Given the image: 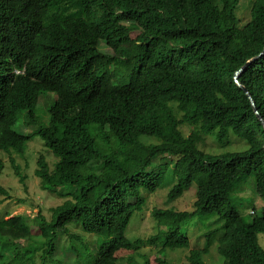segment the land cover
I'll return each instance as SVG.
<instances>
[{"label":"trees","instance_id":"1","mask_svg":"<svg viewBox=\"0 0 264 264\" xmlns=\"http://www.w3.org/2000/svg\"><path fill=\"white\" fill-rule=\"evenodd\" d=\"M239 2L0 0V152L23 154L41 136L58 159L51 167L40 154L36 174L64 199L50 219L4 209L0 264L53 263L57 231L71 225L81 230L68 233L78 257L82 234L103 239L84 264H122L145 244L157 252L133 264H170L166 249L191 246L188 229L212 216L223 223L191 248L188 264H217L207 259L213 244L220 264H264V206L247 221L235 204L249 184L264 198V0H253L244 26ZM102 39L111 54L99 50ZM42 92L56 98L38 123ZM23 112L38 125L32 133L14 128ZM233 134L246 147H202L209 135L225 147ZM168 175L172 200L196 184L195 208L156 207L159 230L132 239L131 221ZM0 196L1 204L12 190L0 183Z\"/></svg>","mask_w":264,"mask_h":264},{"label":"rangeland","instance_id":"2","mask_svg":"<svg viewBox=\"0 0 264 264\" xmlns=\"http://www.w3.org/2000/svg\"><path fill=\"white\" fill-rule=\"evenodd\" d=\"M252 2L253 0H240L236 8V15L239 19L238 23L240 26H244L251 20ZM99 50L105 54H111L113 52L108 43L103 39L100 40ZM40 97L41 100L39 101L35 112L39 118L38 123H43L48 121L49 113L47 111V107L56 98V93L42 92ZM37 126L38 125L35 123L29 125L27 123L26 115L23 112L18 116L14 128L19 132L28 134L34 132ZM185 131L189 132L190 130L185 128ZM41 138V136L36 135L35 138L30 140L23 154H18L14 151L0 152V158H2L4 162V168L0 174V183L5 187H9L13 193V197L11 199L5 198L0 204V215H3L4 209L8 208L12 212L11 215L25 214L31 218L38 215L39 213H43L48 219H50L52 216V207L64 200L56 193H51V191L43 188L41 185V180L36 174V168L38 167L37 160L40 154L45 155L51 164V167H53L56 159H58L51 151L48 150ZM215 138V135H209L208 140L202 144V147L210 152L237 150L246 147L245 143L234 134L231 135L229 143L222 148L219 147L220 145H218ZM12 159L14 161H12ZM15 165L19 166V171L24 176L23 179L21 175L16 173ZM175 182L176 178L173 175H168L163 185H161L156 192L148 195V202L144 210H142L140 213L137 212L138 215L136 214V220L133 219L131 221V225H134L129 231V235L132 239L137 237L148 238L159 230L157 221L152 214V210L156 207H174L176 209L187 210H192L195 208L194 203L197 198L196 184H194L182 197L172 200L169 196V191L172 189ZM236 196H241L239 199H236L235 204L241 209L243 218L247 221H250L253 217L250 212L253 208H255V213L257 214L260 213L261 208L264 206V198L259 193L255 192L254 188H252L250 184L244 190L238 191ZM2 197L3 196H0V198ZM253 197L255 198V207L252 205ZM16 198H19L23 202H17ZM202 222L203 220L200 219L199 226L188 229V234L191 237V246L177 248L169 247L166 249L165 253L162 254L163 257L168 259L170 264H188V256L190 254L191 248L195 246H204L206 239L205 233L210 229L218 226L220 227L223 223V221L217 216H212L209 218V220L206 221V227L202 224ZM69 229L71 233L81 232V230L76 226L71 225ZM181 230L183 232L187 231L185 227H183ZM68 233L64 230L57 231V238L54 240V243H56V249L53 259H55V261L53 263L47 262V264H84V261L88 259V252L93 250L95 245L97 248L98 245L103 241L102 238L95 237L90 233L82 234L84 239L87 241L88 246L86 251H82L85 253V255L78 257V247L81 244L77 247H73ZM221 233L222 229H220L215 234V242ZM259 240L264 247V232L259 233ZM26 242L27 241H24V243ZM157 249L158 246L155 244H145L139 252H136L131 256H126L121 262L122 264H133L135 261L140 262L142 260L141 255L156 253ZM39 253L40 251L36 253L37 261H39ZM207 259L209 261H214V263L217 264L222 262L223 258L217 252L215 244H213L210 248Z\"/></svg>","mask_w":264,"mask_h":264},{"label":"water","instance_id":"3","mask_svg":"<svg viewBox=\"0 0 264 264\" xmlns=\"http://www.w3.org/2000/svg\"><path fill=\"white\" fill-rule=\"evenodd\" d=\"M246 66V65H245ZM243 70V68H241L240 70H238L237 72H236V80H237V82L241 85V82L238 80V77H239V74H240V72ZM251 97V96H250ZM252 101H253V99H252ZM254 102V101H253Z\"/></svg>","mask_w":264,"mask_h":264},{"label":"clouds","instance_id":"4","mask_svg":"<svg viewBox=\"0 0 264 264\" xmlns=\"http://www.w3.org/2000/svg\"><path fill=\"white\" fill-rule=\"evenodd\" d=\"M250 212H251V214H252V213H255V210L252 209ZM11 213H12V212H10L9 216H12ZM16 215H17V214H16Z\"/></svg>","mask_w":264,"mask_h":264}]
</instances>
